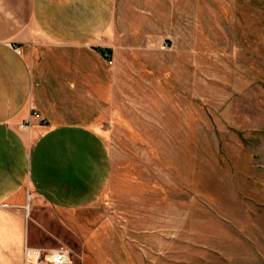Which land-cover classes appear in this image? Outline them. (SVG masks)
<instances>
[{
    "label": "crops",
    "instance_id": "0c3cea01",
    "mask_svg": "<svg viewBox=\"0 0 264 264\" xmlns=\"http://www.w3.org/2000/svg\"><path fill=\"white\" fill-rule=\"evenodd\" d=\"M135 3L0 0V264H28V193L78 239L84 264H161L171 246L161 195L115 175V152L130 149L115 142L130 132V74L155 81L146 58L163 43L154 17L132 21ZM34 110L46 121L21 128Z\"/></svg>",
    "mask_w": 264,
    "mask_h": 264
},
{
    "label": "rangeland",
    "instance_id": "374dc122",
    "mask_svg": "<svg viewBox=\"0 0 264 264\" xmlns=\"http://www.w3.org/2000/svg\"><path fill=\"white\" fill-rule=\"evenodd\" d=\"M133 2L132 21L154 17L170 48L146 58L155 81L130 74V132L115 137L130 149L115 152V175L161 195L172 227L161 264H264V0ZM28 217L30 245H65L84 264L48 209L33 200Z\"/></svg>",
    "mask_w": 264,
    "mask_h": 264
},
{
    "label": "built area",
    "instance_id": "2783aa9c",
    "mask_svg": "<svg viewBox=\"0 0 264 264\" xmlns=\"http://www.w3.org/2000/svg\"><path fill=\"white\" fill-rule=\"evenodd\" d=\"M164 50L170 48V42L165 41L162 45ZM18 52H21L18 49ZM105 57L108 59L110 64L113 63V59L111 57L110 52H105ZM32 117L40 118L42 121H46L44 117H42L41 113L37 110L32 111L31 117L24 121L20 127L26 128L32 124ZM28 201L25 206L27 215L31 214V205L33 200V194L28 193L27 195ZM27 262L28 264H35V263H46V264H73L72 254L70 248L65 245H61L54 249H43V248H34L30 247L27 249Z\"/></svg>",
    "mask_w": 264,
    "mask_h": 264
},
{
    "label": "bare ground",
    "instance_id": "6f19581e",
    "mask_svg": "<svg viewBox=\"0 0 264 264\" xmlns=\"http://www.w3.org/2000/svg\"><path fill=\"white\" fill-rule=\"evenodd\" d=\"M119 256V255H118Z\"/></svg>",
    "mask_w": 264,
    "mask_h": 264
}]
</instances>
